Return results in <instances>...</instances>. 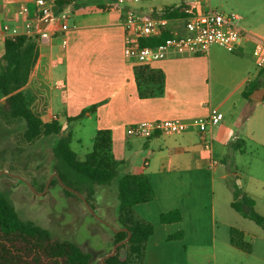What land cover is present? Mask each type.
Wrapping results in <instances>:
<instances>
[{
  "label": "crops",
  "instance_id": "0c3cea01",
  "mask_svg": "<svg viewBox=\"0 0 264 264\" xmlns=\"http://www.w3.org/2000/svg\"><path fill=\"white\" fill-rule=\"evenodd\" d=\"M34 1L0 0V22L23 27L33 17L20 15V8ZM52 1L58 3L59 10H70L71 28L52 41L37 42V62L25 89L44 94L50 112L58 117L66 134L72 135V127H88L94 141L100 130H110L114 157L125 168L124 173L134 174L139 166H135L132 157L144 155L143 166L136 174H146L156 192L152 202L134 208L138 217L155 228L147 243L144 264L174 259L188 242L205 247L216 226L210 191L218 173L222 180L229 177L223 173L228 165L219 162L212 166L211 159L226 156L230 148L231 155L244 156L241 149L246 142L264 149V97L262 101L253 99V96L260 99L259 90L264 89V68H258L254 53L256 44L264 40V1L250 0L251 5L240 16L239 27L245 37L235 52L213 46L204 55H173L146 66L165 76L162 91L149 98L139 96L135 70L143 66L125 55L124 22L129 6L115 0H69L65 5L59 4L61 0ZM168 1L161 8L139 10L144 17L163 19L159 17L166 7L182 3ZM192 5L196 14L204 11ZM166 20L167 36L187 34V20ZM4 45L0 30V56ZM57 82L64 85V90L54 88ZM247 87H255L252 102L243 96ZM92 107H96V113L83 120L67 121ZM213 108H219L225 118L210 128L211 153L204 150L199 134L194 131L170 136L157 134L150 139L127 134L129 127L144 122L208 118ZM248 176L262 189L259 194L249 188L245 192L258 209L260 201L264 205V158L250 165ZM176 209L182 212L183 220L162 224L161 215ZM257 212L264 216V210ZM181 232L184 239L168 240Z\"/></svg>",
  "mask_w": 264,
  "mask_h": 264
},
{
  "label": "trees",
  "instance_id": "16d2710c",
  "mask_svg": "<svg viewBox=\"0 0 264 264\" xmlns=\"http://www.w3.org/2000/svg\"><path fill=\"white\" fill-rule=\"evenodd\" d=\"M61 0L59 4H68ZM196 14L190 3L166 7L159 18L187 20ZM167 37V35L165 36ZM162 40H146L143 45H156ZM38 49L34 39L21 37L17 41L7 40L4 52L0 56V106L3 114L13 120L26 123L24 139L34 143L39 139L58 137L53 148L54 168L57 178L53 184H60L59 179L69 188L84 195L91 208L94 205L96 187H115L118 205L115 209L117 228L128 231L113 234V245L125 241L129 232L131 240L119 247L115 257L106 260V264H144L149 239L154 235L153 224L138 217L134 211L139 204L152 202L156 197L155 189L146 174L124 173L121 163L117 162L113 151V138L110 130H100L94 138L93 150L82 160L72 148V135L64 134V126L59 120L44 123L32 110V93L26 90L30 76L37 62ZM140 98H149L160 93L165 84L162 72L148 67L135 70ZM255 87H247L244 98L252 102ZM2 101H5L2 104ZM96 113V107L83 111L68 122L79 121ZM236 147V145L234 146ZM243 152V150H241ZM59 178V179H58ZM68 197L79 198L76 194L63 189ZM234 211L253 221L264 229V216L256 211V202L240 190L234 191L231 203ZM183 220L180 210L163 213L162 224L179 223ZM184 233L174 234L168 240H182ZM230 244L237 250L251 254L253 246L246 240L245 232L232 227ZM126 250V259L121 258V251ZM94 256L81 245L53 236L51 232L32 221L23 220L11 200L0 192V264H92ZM102 264V262H99Z\"/></svg>",
  "mask_w": 264,
  "mask_h": 264
},
{
  "label": "rangeland",
  "instance_id": "374dc122",
  "mask_svg": "<svg viewBox=\"0 0 264 264\" xmlns=\"http://www.w3.org/2000/svg\"><path fill=\"white\" fill-rule=\"evenodd\" d=\"M249 1L211 0V6L219 12L236 13L241 16L251 5ZM168 2V0H152L129 7L138 11L143 8L147 12L153 8H161ZM173 2H179V0H173ZM42 95H44L42 92L32 93L31 107L40 117L44 115V110L48 106V102ZM4 103L5 101H2V104ZM40 109H42L41 112ZM25 131L26 123L5 116L0 106V173L8 172L21 177L32 186L30 187L19 178L2 174L0 175V192L11 200L23 220L36 223L49 230L53 236L81 245L93 254L92 264H99L102 258L113 250V234L106 225L89 212L80 197H68L61 184H53L56 177H53L49 184L50 178L54 175L53 148L58 137L51 136L34 143H27L24 139ZM70 131L75 138L72 148L84 160L88 152L93 150V133L88 127L79 129L72 127ZM78 139L81 143L77 142ZM241 150H243L242 154L245 153L244 156L240 153L235 154L236 156L231 155L230 148L226 156L215 159L217 163L228 165L223 173L228 174L229 177L222 180L221 174L218 173L214 189L210 191L216 216L215 234L213 235V231L210 232V242L203 248L188 242L183 246V252L180 255L171 260L163 259L159 261L160 264H264V229L242 217L231 207L236 189L242 193H245L247 188L258 194L262 192L261 186L253 182L248 174L250 165L254 166L257 159L264 158V149L246 142L245 148ZM134 156L132 160L135 166H139L135 168L139 169L143 166L144 155ZM252 160L255 162L252 163ZM121 168L125 170L124 167L121 166ZM138 169H134V174ZM234 172L237 175H234ZM93 203L97 214L117 228L114 214L118 205L116 188L97 186ZM257 210H264L261 201ZM232 227L245 232L246 240L253 246L251 254L231 246L230 229ZM126 255V250H122L123 260L126 259Z\"/></svg>",
  "mask_w": 264,
  "mask_h": 264
},
{
  "label": "built area",
  "instance_id": "2783aa9c",
  "mask_svg": "<svg viewBox=\"0 0 264 264\" xmlns=\"http://www.w3.org/2000/svg\"><path fill=\"white\" fill-rule=\"evenodd\" d=\"M124 6H136L152 0H115ZM182 3L194 4L204 11L193 15L186 21L187 34L179 36L171 34L165 37L168 30L166 19L144 17L136 9L129 8L125 15L126 31V57L138 66H149L152 63L169 59L173 55H204L213 46H221L228 52L237 50L244 31L239 27L240 15L236 13H223L211 7V0H179ZM19 14L31 16L33 19L25 21L23 27L0 22V30L4 41H17L21 37H29L35 42H49L58 35L70 30L71 12L69 9L59 10V5L52 0H35L32 5H24ZM162 40L156 45H143V41ZM257 55L258 68H264V40L258 42L254 48ZM54 88L64 90L62 83H55ZM43 109V108H42ZM40 109V112L42 111ZM46 121L57 120L48 108L40 117ZM225 116L219 108H213L208 118H197L192 121L167 120L144 122L131 126L127 130L129 137L150 139L157 134L177 135L188 132H197L205 151L212 152V138L210 128L219 125ZM211 165L216 166L217 161L211 159Z\"/></svg>",
  "mask_w": 264,
  "mask_h": 264
},
{
  "label": "water",
  "instance_id": "95a60500",
  "mask_svg": "<svg viewBox=\"0 0 264 264\" xmlns=\"http://www.w3.org/2000/svg\"><path fill=\"white\" fill-rule=\"evenodd\" d=\"M259 92L262 94V97H261L260 99H258V98H256L255 96H253V99L258 100V101H262V99H263V97H264V89L259 90ZM2 174H6V175H9V176H12V177L19 178L20 180L24 181L27 185H29L30 187H32V186L30 185V183H28L26 180H24V179L21 178V177H18V176L12 175V174H10V173H8V172H1L0 175H2ZM53 177H56V178H57L58 176H57V174L54 173V175H52V177H51L50 180H49V184H50V182H51V180H52ZM58 179H59V178H58ZM59 182H60L61 186H62L64 189H66V190H68V191H70V192L76 194L78 197H80V198L83 200V202L85 203V205H86L87 209L89 210V212H90V213H91L96 219H98V220L101 221L104 225H106V226H107V227H108L113 233H120V232L128 231L126 228H120V229H118V228L114 227L113 225H111L109 222H107L106 220H104L100 215L97 214L96 211H94V210L91 208L90 204L88 203V201H87V199H86V197H85L84 195H82L80 192H78V191H76V190H73V189L67 187V186L61 181V179H59ZM131 237H132V233L129 232V236H128V238H127L125 241L116 244V245L113 247L112 252H111L110 254H108V255H106V256H104V257L102 258V260H101V261H102V264H106V260H107V259L112 258V257H115L116 254H117V251H118L119 247L123 246L124 244H127V243L131 240Z\"/></svg>",
  "mask_w": 264,
  "mask_h": 264
}]
</instances>
